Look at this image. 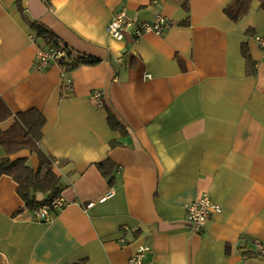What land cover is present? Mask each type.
Listing matches in <instances>:
<instances>
[{
  "label": "crops",
  "instance_id": "obj_1",
  "mask_svg": "<svg viewBox=\"0 0 264 264\" xmlns=\"http://www.w3.org/2000/svg\"><path fill=\"white\" fill-rule=\"evenodd\" d=\"M230 1L0 0V129L43 113L39 146L66 199L37 221L1 175L0 264H131L140 245L141 264H264L253 243L264 242V10L253 0L233 21ZM122 8L169 24L115 39L107 25ZM34 21L99 61L36 69ZM18 156L38 168L35 153ZM105 158L112 183L96 165ZM203 194L221 211L193 231L185 205Z\"/></svg>",
  "mask_w": 264,
  "mask_h": 264
},
{
  "label": "trees",
  "instance_id": "obj_2",
  "mask_svg": "<svg viewBox=\"0 0 264 264\" xmlns=\"http://www.w3.org/2000/svg\"><path fill=\"white\" fill-rule=\"evenodd\" d=\"M252 1L231 0L224 8V13L231 20L237 21L248 11ZM257 1L264 10V0ZM31 26L35 30L34 41L39 49H64L65 54L55 60L63 74L78 66L91 65L99 61V58L77 52L63 43L48 26L37 21L32 22ZM244 55H247L245 50ZM4 111H6L5 105L0 100V114ZM44 122L43 113L36 108H31L15 113L12 126L6 130L0 129V176L4 174L11 176L17 182L18 195L31 211L59 195L63 188L60 177L53 170L54 157L44 152L39 146ZM108 122L112 128L118 125L110 113ZM115 143L116 141H112L110 145L113 146ZM22 150H28L38 156V168L34 169L28 163L27 157L18 156ZM96 165L101 174L112 183L115 165L110 159L105 158Z\"/></svg>",
  "mask_w": 264,
  "mask_h": 264
},
{
  "label": "built area",
  "instance_id": "obj_3",
  "mask_svg": "<svg viewBox=\"0 0 264 264\" xmlns=\"http://www.w3.org/2000/svg\"><path fill=\"white\" fill-rule=\"evenodd\" d=\"M154 17L153 21H141L135 23L132 18H130L126 9L122 8L112 15V19H110L107 25V32L110 36L118 40L123 39L127 31H130V34L134 39L138 38L145 32H163L169 24V21H167L165 16H162L161 14H157ZM254 38L262 48L264 55V35L256 34ZM64 54L65 51L62 48L48 50L38 49L35 67L39 70L44 69L50 61L55 62L58 57ZM66 81L67 84L63 87L64 90L67 91L70 89L71 80L67 79ZM92 96L94 98H99L101 96V92L96 89L92 92ZM65 204V197L59 194L53 197L49 202L34 209L32 211L33 218L37 221H48L51 217L52 210L60 209ZM92 204V202H89L87 205L90 206ZM185 211L187 214L185 215V219L188 225L193 231H200L212 214L221 211V206L214 202L208 194H203L192 202L187 203L185 205ZM253 243L258 256L264 258V242L259 239H255ZM148 249L149 247L147 245L138 246L136 251L130 256L129 262L131 264H141Z\"/></svg>",
  "mask_w": 264,
  "mask_h": 264
}]
</instances>
